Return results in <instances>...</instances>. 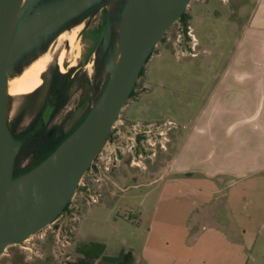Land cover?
Masks as SVG:
<instances>
[{"label":"crops","instance_id":"0c3cea01","mask_svg":"<svg viewBox=\"0 0 264 264\" xmlns=\"http://www.w3.org/2000/svg\"><path fill=\"white\" fill-rule=\"evenodd\" d=\"M246 9L245 0L191 5L197 55L159 47L123 109L131 123L167 116L177 124L171 157L147 180V187L157 183L151 192L158 195L146 231L122 250L133 253L135 264L248 262L264 221V0L250 14ZM121 172L113 185L124 181ZM106 198L91 206L100 219L108 213ZM81 232L79 223L76 243ZM99 243L107 257L122 253L112 255L106 241ZM26 244L10 246L0 264H55L40 248L41 255L29 257Z\"/></svg>","mask_w":264,"mask_h":264},{"label":"water","instance_id":"95a60500","mask_svg":"<svg viewBox=\"0 0 264 264\" xmlns=\"http://www.w3.org/2000/svg\"><path fill=\"white\" fill-rule=\"evenodd\" d=\"M104 0H0V256L45 229L65 210L91 168L168 30L192 0H131L133 22L122 55L82 123L37 166L14 176L23 147L6 119L8 70L23 52L43 47L65 24ZM110 1V0H107ZM104 44L115 22L108 18ZM111 51V50H110Z\"/></svg>","mask_w":264,"mask_h":264},{"label":"rangeland","instance_id":"374dc122","mask_svg":"<svg viewBox=\"0 0 264 264\" xmlns=\"http://www.w3.org/2000/svg\"><path fill=\"white\" fill-rule=\"evenodd\" d=\"M201 1L203 2L204 0H192L186 12H189L191 5ZM125 2L126 0H114V3H110V1H108L107 4L109 8L107 13L111 22L114 21L115 24H118V22H120V18L125 9ZM245 2L247 6L246 12L247 14H250L257 0H245ZM99 6L104 7L103 3ZM249 7L250 10H248ZM92 21H96L97 23L98 19H93ZM96 23H92V26L95 27L97 25ZM83 27H85V25ZM83 27L79 28V31H74L77 33L76 40L73 44L75 48L74 46H69V42L66 40L56 39L57 35H54L48 43L44 44L43 47H34L29 51L23 52L19 59L15 60L9 75L10 78H14L15 76H18V74H22V72H24L27 67H29L33 63L41 60L45 61V57L48 56L50 59H48L47 62L43 61L46 64V69L41 74V86L43 85V90L39 97L40 104L43 101L45 91L47 89V84L46 82H44L43 77L49 72V69L51 67L58 66L62 71H68L71 67L80 68L79 73H81V77H88L91 83H95V86L89 96V103H86V105L83 107L79 104V99L81 96L80 87L82 86V81L79 80L75 84L69 104L53 122L54 124L64 125L66 130H70L75 123V120L83 115L87 111L89 106H92L99 97L101 89L109 75V73H107L105 69L106 58L109 51L114 47L116 43L117 32H115L114 37H112L111 35L108 46L104 44V41L95 42V40L92 39L93 36L84 39L82 36V32L84 30ZM65 34L71 36L72 33L70 32ZM179 34H183L179 23L174 24L166 34L168 37L166 43L171 44L174 50V41L178 38ZM181 40L182 46L185 47L186 42L190 41V37L188 36V41H186L184 35H182ZM234 41L231 42L229 49L236 48L237 43ZM161 46H166V44L160 43L157 46L156 50ZM94 51H96L95 55H93ZM48 53L51 56H49ZM63 53L66 54L64 55L62 65L60 66L57 64V62L58 58L61 57ZM98 54L101 56L102 68L100 76L95 79L96 70L94 67V62L97 59ZM69 65L71 66L67 67ZM62 67H64L65 70ZM46 78H48V76ZM28 95H7L6 119L11 132L20 131L30 122V119L32 117L31 113L29 112L31 100L28 98ZM170 113L171 112H166L165 115H168ZM166 118L167 116L162 118L160 122H163V120H165ZM122 122L124 123L123 126H121ZM135 123H131L125 120L124 110H122L118 121L113 127V130L116 127L113 135L115 138L118 137L117 132L119 131V128L122 127L124 129L123 134L121 135L122 137L120 139V142L118 143V147L120 148V151L123 152V154L119 153L120 161L117 163V166H113L112 170L107 173L109 179H104L100 183L93 182L91 184L92 189L98 190L100 187L99 191L102 193V195L108 197L104 201L108 213L104 214L102 219H100V217L93 213L97 210V206L91 207L85 205L82 208V220L80 222L82 226V232L80 237L77 236V240L79 243L75 242L74 236L73 245L68 249V256L70 257V259L67 260L65 256H61L59 254H56V256L54 255V252H56L54 239L48 238L47 241H42L38 238V235H40V233L34 235L32 238H29V240L27 239L28 241H36L38 244V249L40 248L41 250L46 251L52 258H54V260L58 264L74 263L78 259L76 255L77 246L89 241H106L109 245V253L112 255L118 254V252H122L123 249H128V244L132 243V241L136 244L138 241L137 239H140L143 233L146 231L148 215L153 210V207L156 206L158 195L157 193L151 192L152 188H154L157 183L153 187H147V180L153 179L156 175H152L151 172L157 173L159 168L163 165V161L169 160V158L171 157L174 140V136L172 133L177 127L169 125L163 126L161 128V131L163 132L162 135H158L156 133H151L149 135H133L127 130L132 128L131 125ZM112 143L113 139H110L107 148L113 149L114 145ZM131 143L134 144V148L129 150V146L131 145ZM33 164L34 159L31 157L23 163L22 168L30 167L31 165L32 168L33 166H35ZM118 168L122 171L121 173L123 175L124 181H119V185H113L110 181L113 180L114 177H116V170ZM135 185H137L136 188H134ZM123 188H127V190L122 191ZM148 193L149 196L146 197L145 194ZM109 196L111 198H109ZM89 209H91L92 211L90 212L91 214H87V210ZM65 212L66 210L63 212V215ZM137 214L138 217H140L138 221H141V219L142 221H144L142 224L143 226L136 224L135 221ZM140 214H142V217L140 216ZM115 221H117V223H114ZM231 237H233V235H231ZM256 237L257 239L254 246L250 248L247 264H264V221L263 225L260 226L259 233Z\"/></svg>","mask_w":264,"mask_h":264},{"label":"built area","instance_id":"2783aa9c","mask_svg":"<svg viewBox=\"0 0 264 264\" xmlns=\"http://www.w3.org/2000/svg\"><path fill=\"white\" fill-rule=\"evenodd\" d=\"M187 34L190 37V41L186 42L185 47L182 46L181 40L183 34H179L178 38L174 41V46L180 57L197 55V42L194 38V35H192V30L190 26H188ZM123 125L124 123L122 122L121 126ZM167 125L177 127V124L172 121H163L155 123L137 122L131 125L132 128L127 131H129L133 135H149L151 133L162 135L163 132L161 131V128ZM115 129L116 127L114 128V130ZM114 130L112 129L110 137L104 144L101 151L98 153L91 168L86 172L85 176L80 181L78 189L76 190L73 198L67 205L66 212L64 213V215L62 213V215H60V218L58 217L54 222H52L45 229L39 232L40 235H38V238L40 240L47 241L48 238L55 240V256L56 254H59L61 256H65L67 260L70 259V257L68 256V249L73 245V239L82 217V208L85 205L93 206L101 202L103 195L99 191L100 187L98 190H94L92 189L91 184L93 182L100 183L104 179H109L107 173L112 170L113 166H117V163L120 161L119 153L123 154V152H121L120 148L118 147V143L120 142V139L122 137L121 135L123 134L124 129L122 127L119 128V131L117 132L118 137L116 138L113 135ZM110 139H113V149L107 148ZM129 148V150L133 149L134 144L131 143ZM28 240L25 241L26 243L28 242L25 249L29 252V257L41 255V252L37 247V242L33 240Z\"/></svg>","mask_w":264,"mask_h":264},{"label":"trees","instance_id":"16d2710c","mask_svg":"<svg viewBox=\"0 0 264 264\" xmlns=\"http://www.w3.org/2000/svg\"><path fill=\"white\" fill-rule=\"evenodd\" d=\"M190 18L191 16L189 12H185L177 22L181 26L182 33L186 41H188L187 31L190 23ZM167 38V35H165L160 43H165L167 48L173 49L171 44L166 43ZM155 51L156 49H154L153 53ZM153 53L151 54V56L153 55ZM151 56L149 57L148 61L150 60ZM100 72L101 69L99 70V74ZM143 73L144 68L140 73V77L143 75ZM66 78L67 75H63L59 72L55 74V79L53 85L51 86L48 97V103H55V110L48 119L47 123L44 124L42 120L44 115L40 113L39 116L20 133L16 134L12 132L13 136L17 140L23 142V147L16 158L14 170L15 177L31 170V167L22 168L23 163L30 157H34L35 166L39 165L47 157H49L56 150V148L82 123V121L87 116L90 108L92 107L91 105L89 106L81 120L69 131H65L63 125H56L52 128H48L49 123L52 121L54 116L59 114L65 108L69 100L68 93L70 87L72 86V83L70 80H65ZM137 86L138 81L130 95L129 100L137 95ZM93 88L94 87L91 85V88H89V90H93ZM86 94H88V90L86 91ZM105 248L106 246L103 243L99 242H88L80 244L77 246L76 252L82 255V257H78V259L74 263L67 264H135V257L131 251L122 252L117 257H107L104 255ZM50 258L55 262V264H58L54 260V258L49 257V259Z\"/></svg>","mask_w":264,"mask_h":264},{"label":"flooded vegetation","instance_id":"af4514ba","mask_svg":"<svg viewBox=\"0 0 264 264\" xmlns=\"http://www.w3.org/2000/svg\"><path fill=\"white\" fill-rule=\"evenodd\" d=\"M107 3H108V1H103L104 7H100V6L93 7L91 10L86 11L83 14H81V16L76 17V18L68 21L65 24V26L59 31V33L56 36V39H59V37L62 34L70 33V32L73 33L75 30H78L80 27H83L85 25V27H83L84 30L82 32V36H83L84 39L87 38V37L90 38L91 36H93L92 39L95 40V42H97V41L103 42L105 40V32H106V28H107V24H108L107 21H108V18H109V15L107 13L109 6H108ZM93 19H98V22L96 23V21H92ZM92 23H96L97 25L95 27H93ZM115 32H116V30H115L114 25H113L112 37H114ZM69 46H70V44H69ZM95 52L96 51L93 52V55H95ZM59 58H58V62H57L58 65H60ZM101 63H102L101 56L98 54V57H97V59L94 62V67H95V70H96L95 71V79L98 76H100L99 70L101 69ZM70 66L71 65H69L67 67H70ZM62 68H64V67H62ZM79 71H80V68H76V67H71L68 71H62V70L59 69L58 66L51 67L49 69V72L43 77L44 78V82H46V84H47V89L45 91V96L43 98L42 103L39 104V97H40V95L42 93L43 85L40 86L36 91H34L33 93L28 95V98L31 100V104L29 106V112L31 113L32 117L30 119V122L28 123V125L26 127L21 129L20 131H18V132H14L13 131V133L18 134L22 130L27 128L39 116L40 113H42V115H44L43 118H42L44 124L47 123L48 119L50 118V116L52 115L53 111L55 110V103L53 104V102H51V101H50L51 103H48V97H49V92H50L51 86L53 85V82H54V79H55V74L57 72H59V73H61L63 75H67V78L65 80H70L71 83H72L71 84L72 86L70 87V90H69V93H68L69 100H68L65 108L69 104L71 96H72V93H73V89L75 87V84L79 80L82 81V86L80 87L81 96H80V99H79V104L84 107L86 105V103H89V96H90V94L92 92V90H89V88H91V85L94 87L95 83H91L90 80L88 79V77H86V76H84V78H82L81 77V73H79ZM47 76H48V78H46ZM90 83H91V85H90ZM87 90H88V94H86ZM59 114L54 116L52 121L49 123L48 128H52L53 126H56V125H61V124H54L53 123L54 120L57 118V116ZM83 115H81L80 117H78L75 120V123L73 124L71 129L81 120ZM64 130L65 131H69V130H66L65 127H64ZM32 158L34 159V157H32ZM34 162H35V159H34Z\"/></svg>","mask_w":264,"mask_h":264},{"label":"bare ground","instance_id":"6f19581e","mask_svg":"<svg viewBox=\"0 0 264 264\" xmlns=\"http://www.w3.org/2000/svg\"><path fill=\"white\" fill-rule=\"evenodd\" d=\"M26 1L27 0H18L17 10L15 11V18L19 16L20 9L22 8V6L25 4ZM110 3H114V0H110ZM125 3H126L125 9L120 18V22H118V24H115V30L117 32L116 43L114 47L111 49V51H109L108 56L106 58L105 69L107 73H110L115 67V65L117 64V62L119 61L122 55V49L124 46L125 39L129 33V30L133 22V10H132V5H131V0H126ZM77 31H79V29ZM76 34H77L76 32H73L71 36L67 34H62L59 37V39L66 40L69 42L70 46H74L73 44L76 40ZM65 54L66 53H63L61 57L59 58L60 66L62 65ZM48 59H50L48 56L45 57L46 62L48 61ZM43 61L41 60V61L33 63L30 66L28 65L29 67H27V69L24 72H22V74L20 75L18 74V76H15L14 78H10L9 75H10L11 69H9L8 76H7V82H6V95L21 96V95H28L36 91L42 84L41 74L46 69V64L44 63L45 61L44 62Z\"/></svg>","mask_w":264,"mask_h":264}]
</instances>
